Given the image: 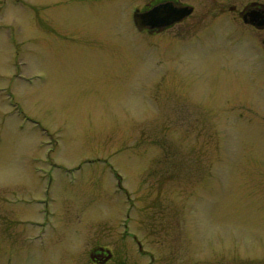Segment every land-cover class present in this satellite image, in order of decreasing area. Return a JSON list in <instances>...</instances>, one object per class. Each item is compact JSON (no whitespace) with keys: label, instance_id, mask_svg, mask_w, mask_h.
<instances>
[{"label":"rangeland","instance_id":"obj_1","mask_svg":"<svg viewBox=\"0 0 264 264\" xmlns=\"http://www.w3.org/2000/svg\"><path fill=\"white\" fill-rule=\"evenodd\" d=\"M160 1L0 0V264H264L257 36Z\"/></svg>","mask_w":264,"mask_h":264},{"label":"flooded vegetation","instance_id":"obj_2","mask_svg":"<svg viewBox=\"0 0 264 264\" xmlns=\"http://www.w3.org/2000/svg\"><path fill=\"white\" fill-rule=\"evenodd\" d=\"M166 1H174L178 6L185 7L188 6L192 8V14L185 18L183 21L174 24L171 27L165 28L163 30H150L145 29L144 32L150 34H156L160 32H164L168 29H172L177 25L183 23L186 19L190 18L194 12L195 7L187 4H180L176 0H165L157 3H153L147 8L141 9L142 12L149 10L156 4L166 2ZM224 4V13L222 15V24L224 30V36L226 40H230L233 42L232 44L243 45L250 40H247L242 35L239 37H235L232 35L234 29L237 31V27L243 30H248L255 37L254 43L257 45L254 47H259L260 53L264 59V0H242L239 2H232L230 0H221ZM234 31L233 34L236 32ZM238 32V31H237ZM254 47H252L254 49ZM256 52V51H255ZM91 261L93 264H109L113 258V255L110 250L103 247H96L90 253Z\"/></svg>","mask_w":264,"mask_h":264},{"label":"water","instance_id":"obj_3","mask_svg":"<svg viewBox=\"0 0 264 264\" xmlns=\"http://www.w3.org/2000/svg\"><path fill=\"white\" fill-rule=\"evenodd\" d=\"M192 8L180 7L174 1L159 3L147 11H135L133 21L138 31L163 30L183 21L192 14Z\"/></svg>","mask_w":264,"mask_h":264}]
</instances>
